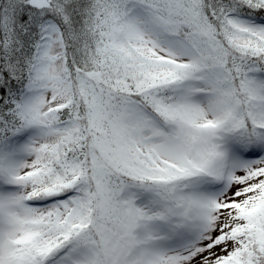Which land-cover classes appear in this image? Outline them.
Returning a JSON list of instances; mask_svg holds the SVG:
<instances>
[{
  "label": "snow or ice",
  "instance_id": "snow-or-ice-1",
  "mask_svg": "<svg viewBox=\"0 0 264 264\" xmlns=\"http://www.w3.org/2000/svg\"><path fill=\"white\" fill-rule=\"evenodd\" d=\"M0 264H264V0H0Z\"/></svg>",
  "mask_w": 264,
  "mask_h": 264
}]
</instances>
